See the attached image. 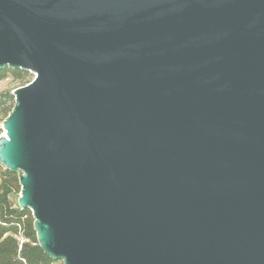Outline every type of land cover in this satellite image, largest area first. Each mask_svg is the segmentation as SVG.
<instances>
[{
  "label": "water",
  "instance_id": "1",
  "mask_svg": "<svg viewBox=\"0 0 264 264\" xmlns=\"http://www.w3.org/2000/svg\"><path fill=\"white\" fill-rule=\"evenodd\" d=\"M0 165L61 264H264V0H0Z\"/></svg>",
  "mask_w": 264,
  "mask_h": 264
},
{
  "label": "trees",
  "instance_id": "2",
  "mask_svg": "<svg viewBox=\"0 0 264 264\" xmlns=\"http://www.w3.org/2000/svg\"><path fill=\"white\" fill-rule=\"evenodd\" d=\"M27 71L0 69V81L11 77L20 87L28 81ZM14 105V96L7 91L0 95V112L6 117ZM17 175L0 165V264H58L39 247L29 210L18 207L15 190Z\"/></svg>",
  "mask_w": 264,
  "mask_h": 264
},
{
  "label": "rangeland",
  "instance_id": "3",
  "mask_svg": "<svg viewBox=\"0 0 264 264\" xmlns=\"http://www.w3.org/2000/svg\"><path fill=\"white\" fill-rule=\"evenodd\" d=\"M34 76L35 75L33 73L28 72V76L26 78V81H28V82L26 84L31 82L33 80ZM20 84L21 83H19V82L12 81L11 77H7V78L3 79L2 81H0V95L6 93L7 91H9V93L12 94L15 89L20 87ZM4 120H5V116H3V114L0 112V135L4 131L3 130V122H4ZM15 194L17 196H19V194H20V186L18 187L17 190H15ZM58 262H59L58 264H61L60 261H58Z\"/></svg>",
  "mask_w": 264,
  "mask_h": 264
},
{
  "label": "built area",
  "instance_id": "4",
  "mask_svg": "<svg viewBox=\"0 0 264 264\" xmlns=\"http://www.w3.org/2000/svg\"><path fill=\"white\" fill-rule=\"evenodd\" d=\"M12 95H13V94H12ZM3 133H5V131H3ZM3 133H2V134H3Z\"/></svg>",
  "mask_w": 264,
  "mask_h": 264
}]
</instances>
